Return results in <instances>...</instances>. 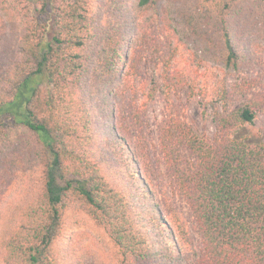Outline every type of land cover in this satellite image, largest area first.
Instances as JSON below:
<instances>
[{
    "label": "trees",
    "instance_id": "obj_1",
    "mask_svg": "<svg viewBox=\"0 0 264 264\" xmlns=\"http://www.w3.org/2000/svg\"><path fill=\"white\" fill-rule=\"evenodd\" d=\"M95 1L104 0H0V149L16 128L26 130L40 170L34 194L7 221L0 263L59 264L53 243L72 209L104 231L113 264H264V139L247 130L264 112V92H252L250 81L215 84L251 60V43L234 29L235 6L264 0H131L129 22L105 33ZM159 38V67L143 83V59ZM182 44L198 47L191 60L215 82L202 102L214 131L179 120L159 127L165 183L154 179L140 134L122 135L119 122L142 120L157 93L195 94L192 71L176 64ZM100 83L112 103L105 146L94 153L99 133L86 94ZM198 88L204 100L206 85ZM176 197L191 213L197 245Z\"/></svg>",
    "mask_w": 264,
    "mask_h": 264
},
{
    "label": "rangeland",
    "instance_id": "obj_2",
    "mask_svg": "<svg viewBox=\"0 0 264 264\" xmlns=\"http://www.w3.org/2000/svg\"><path fill=\"white\" fill-rule=\"evenodd\" d=\"M130 2L131 0H104L102 3L95 1L94 11L95 18L98 19V26L102 21L100 31L105 33L116 28L122 29L121 24L129 22ZM232 21L235 25L234 29L240 37L252 45L251 60L248 64L243 65L244 68L241 72L226 78L221 75L215 83L210 78L209 71L202 70L198 60H191L193 52L199 51L198 47L183 46L182 44L178 48L176 64L179 68L187 67L190 72L192 71L191 84H195V94L188 97L185 89L181 88L165 99L163 95L157 93L147 105L142 120L134 125L128 124L123 119L119 122V125L126 131L122 135L140 134L137 136L139 139H135V141L147 149L150 155L149 162L154 170V179L160 178L165 183L170 180L162 163L158 164L156 157V155L161 157L158 153V129L160 126L167 128L168 124L172 125L175 120H179L196 132L206 131L211 134L214 131L211 106L206 108L205 112L202 105L203 101H211V89L214 83L217 88L224 82V79H226L225 83L228 87L242 81H250L252 92H264V4L239 2L233 10ZM155 37L157 36L154 35ZM163 44L159 38L151 45L150 50L148 49L149 56L143 59L142 75L146 73L145 79L142 78L143 83L152 84L153 76L159 67L156 60L158 53L155 51L156 49L162 50ZM203 83L207 90L204 100L201 95H197L198 87ZM108 98L103 83H100L95 91H89L86 94L87 102L95 115V126L99 133L98 137L96 136L97 141L95 140L93 144L94 153L105 146L106 138L104 139V137L107 131L105 116L108 105L112 103ZM247 130L253 137L264 139V112L257 115ZM10 138L12 141L0 149V240L3 232L7 230V221L18 216L24 202L34 194L40 176L38 162L32 151L28 150L33 144L30 133L19 127L15 129ZM25 149L29 154L24 153ZM109 161L113 163L110 158ZM120 167L121 171L126 168L125 164ZM174 206L180 211L185 227L197 245L200 237L194 227L188 207L182 199L177 197L174 200ZM53 249L59 264H113L110 253L112 249L104 231L80 211L69 209L64 212L63 229L54 241Z\"/></svg>",
    "mask_w": 264,
    "mask_h": 264
}]
</instances>
